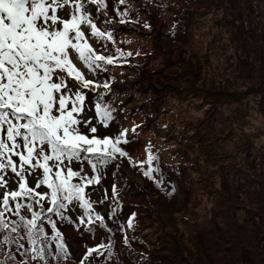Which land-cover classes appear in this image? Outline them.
Listing matches in <instances>:
<instances>
[{"label": "rangeland", "instance_id": "1", "mask_svg": "<svg viewBox=\"0 0 264 264\" xmlns=\"http://www.w3.org/2000/svg\"><path fill=\"white\" fill-rule=\"evenodd\" d=\"M106 2L116 42L136 56L126 69L131 84L123 93L139 97L118 95L119 107L128 111H115L107 128L97 125L96 135L114 136L133 123L125 114L137 112L142 133H128L132 143L122 147L144 160L151 142L160 180L172 175L186 179L177 182L175 196L166 200L125 162L119 171L108 167L100 183L90 186L91 199H103L107 190L109 199L96 207L101 213L116 207L114 219L119 218L121 207L108 188L115 183L121 191L125 177L129 185L123 189L137 186L146 195L133 201L139 204L136 216L142 215L141 235L161 245V252L179 255L176 264H264V96L261 100L256 94L255 76L264 67H254L250 49L256 47L243 40L250 36L244 33L248 13L257 4L263 9L257 21H264V0H128L129 16L139 22L126 24L117 22L116 0ZM259 42L264 44V31ZM88 106L94 116L91 99ZM59 227L72 247V258L61 264H79L81 241L73 224L61 222ZM94 242L99 240L89 244ZM159 250L153 249L154 254Z\"/></svg>", "mask_w": 264, "mask_h": 264}, {"label": "snow or ice", "instance_id": "2", "mask_svg": "<svg viewBox=\"0 0 264 264\" xmlns=\"http://www.w3.org/2000/svg\"><path fill=\"white\" fill-rule=\"evenodd\" d=\"M114 11L120 24L139 22L130 18L128 0H116ZM112 24L106 0H0V264L71 259L61 222L93 235L97 227L112 233L96 207L109 199L107 190L99 201L88 190L110 165L119 171L126 162L157 187L163 183L156 179L159 157L151 142L144 160L122 147L132 143L128 133L136 136L140 125L121 127L114 136L96 135L97 125L107 128L116 109L98 97L90 115L85 90H111L108 82H95L98 70L133 56L116 47ZM119 196L113 183L111 199L117 207ZM109 207L108 219L117 222L116 207ZM134 215L118 225L128 248L126 230L133 228ZM114 246L112 235L85 244L79 264H99L104 258L107 264Z\"/></svg>", "mask_w": 264, "mask_h": 264}, {"label": "trees", "instance_id": "3", "mask_svg": "<svg viewBox=\"0 0 264 264\" xmlns=\"http://www.w3.org/2000/svg\"><path fill=\"white\" fill-rule=\"evenodd\" d=\"M231 1L233 2L234 0H231ZM261 12H263V9L260 7V4H257L254 8H252L251 11L248 13L250 16L249 20H248V29H244V33L249 32L250 36L245 33L246 39H243V40L252 41V46L256 47V48L250 49V52L253 53L254 67L255 68L264 67V44L259 42V41H261V35L264 31V21L261 23L257 21V18H262ZM186 17L187 16H184V19H183V27H186V24H185ZM133 18H131V19L133 20ZM253 26H254V29H252ZM237 37H241V36L238 35ZM235 52H237V50H235ZM238 57L241 59V56H239V54H238ZM243 59H246V57H243L242 60ZM244 67L248 70L249 66L245 65ZM250 74H251V71L249 70V72L247 73V77L245 78L246 80H248V76H250ZM255 76L257 79V83L260 86V88L257 90L256 94H259L260 99L262 100V97L264 96L263 95L264 94V70L262 71L261 74L255 75ZM131 80H133V79H131ZM240 99H241V95L237 99V105H238V101ZM262 105L264 107V101H262ZM135 187L136 188H133V186H132V188L128 191V193L123 195V202L124 203L125 202L131 203V205H130L131 207L129 209V212L125 216V218H128V219H129V217L132 216L133 213L135 214L138 203L137 202L135 203L133 201L138 200V194L146 197V195H144L143 191L141 189H139V187H137V186H135ZM153 188L159 194V196L166 199L165 194L163 193V191L161 189L155 188L154 186H153ZM120 193H122V190L120 191ZM149 204L154 208V206L151 203H149ZM146 208L147 207H145L144 209H146ZM141 216L142 215L140 214L139 217H137L139 224L142 222ZM138 223L133 218V226L137 227L136 229L133 230V234H136L137 232H138V234L141 233L142 226L139 225ZM133 234H132V236L136 239V248H137V250H136L137 255L136 256L139 257V262H138L139 264H169L170 261L172 260L171 258H174L173 259L174 264H176L177 262L178 263L181 262L179 255L175 256V255H170L167 252H161L159 250V248H161V245H159V244L155 245L154 241H151L150 239L140 238V237L133 235ZM0 239H2V237H0ZM153 249L159 250V253L154 254ZM181 250H182V248H181ZM3 259H4V257L2 256V260ZM133 264H135V263L133 262Z\"/></svg>", "mask_w": 264, "mask_h": 264}]
</instances>
